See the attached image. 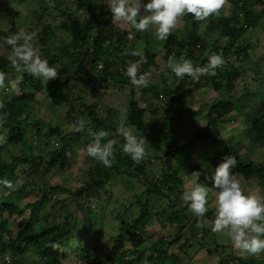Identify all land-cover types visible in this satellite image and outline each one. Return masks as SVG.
I'll return each mask as SVG.
<instances>
[{
  "label": "trees",
  "instance_id": "trees-1",
  "mask_svg": "<svg viewBox=\"0 0 264 264\" xmlns=\"http://www.w3.org/2000/svg\"><path fill=\"white\" fill-rule=\"evenodd\" d=\"M19 1L0 0V15L4 14L11 26V29L7 31L0 29L2 45L8 51H10V46L4 44L3 37L15 34L18 31L15 17L8 12ZM56 1L47 0V3L51 4L54 10L60 13L58 17L61 18L59 20L61 23L56 21L59 24H48L43 31L37 34V39L41 41L42 48L50 43L49 38L50 40L52 37H57L58 39V46H61L63 56L60 60L48 59L51 66H55L56 62L65 59L67 65H70L74 70L76 69V74L83 73L87 75L86 72L92 69L94 74L98 75L107 84L114 83L119 87L133 86L122 70L127 63L140 59L139 56H132L130 53L133 49H136L134 44L143 39L144 62L140 65L139 71L160 70L157 62L160 52L151 50L150 29L145 32H137L135 34L137 42L129 47L125 42L130 38L131 25L123 22L114 24L105 1L74 0V4L77 6L76 9H73L69 2ZM231 2L233 4V14L218 19L212 25L216 33L213 42H209L205 34H200L203 20L198 21L191 14H185L182 16L184 34H170L163 41L164 44L161 45L162 49L160 50L165 52L164 60L166 63L170 56H174L177 60L187 58L191 61H196L195 65L204 66L207 63L208 56L212 53L221 54L224 60V64L215 70V76H201L199 79H192L188 76L183 79L175 77L178 80V84L172 90H168V86L163 84V94L170 97V108L174 109L177 114L175 118H169L165 115L160 130L156 131L155 135L150 136L156 141L162 140L165 143L164 157L166 161L164 169L162 168L164 175L158 180H151L150 174L145 168H137L136 162L132 161L127 154L121 151L119 145L123 143V139L118 137V151L114 153L117 164L107 169L104 165H96L92 172L97 177L90 176L83 187L77 190L70 189L68 196L60 201L61 210L70 209L73 205L76 209H70L63 221L53 217L48 218L46 222L41 224L40 229L36 227L44 211L45 202L47 197L56 191V188L43 185L42 188L44 189L40 188L41 197L30 205L29 214L25 217V208L20 205L18 200L28 185L26 186L25 184L14 191L4 189V186L0 185L5 190H0V264H22L23 256L28 253L36 256L42 264H64V250L67 248L83 252L87 256L86 264H137L136 262L142 254L141 249L148 241L147 227L155 218L152 209L156 205H164L160 207L170 209L165 222L179 226L176 238L189 228L190 235L185 238V241L180 246L182 251L187 246L193 249L195 242L200 247L199 251L206 250L210 256H219L216 264H264V261L259 262L253 257L241 256L234 252L227 255V250L231 246L220 244L215 237H213V242L211 243L197 239L200 234V226H197L199 218L197 217L192 221V213L186 204L183 206L181 194L185 190V181L179 175V168H174L173 165V159L179 162L183 170L188 169V165H190L191 156L187 151V144L179 143L178 134L174 127L175 123L181 126L184 121L182 112L185 109L181 105L183 98L192 94L194 90L201 89L204 85H211L216 91L224 90L231 94L236 88L237 81L241 78L237 63L241 64L249 59L251 45L247 43V34L264 17V11H252L249 7L262 6L264 5V0H231ZM57 30L62 31L64 35H58ZM72 64H75L76 67ZM14 70L6 56L0 54V72L6 74L5 85L8 82L11 71ZM21 78L20 84L23 92L15 96L12 93L13 97L11 99H5L0 102V104L4 105L3 108H0V116L3 118L0 134H4L7 138V143L0 145V153L5 151L9 145L26 144L27 136L24 125H26L29 118L31 104L35 95L42 93L46 89V82L42 79L27 73H21ZM254 81L256 82L257 79H254ZM157 85L150 83L149 87H141L140 89L143 94L154 92L155 95L159 96L162 91L159 92ZM48 96L56 106H62L65 101L63 96L55 90L50 91ZM85 108L92 120V125L87 127L83 133H77L78 137L85 140L93 139L89 135V130L98 132L103 129L113 134L115 133L112 125H106L103 122V117L97 107L85 106ZM205 109L208 110L207 126L204 130L194 134L192 139L196 141L213 139L215 142H219L220 140L215 137L214 131L220 125L233 118L232 114L236 111L234 98L230 95L227 99L214 105L204 103L200 110ZM129 110L131 115L129 124L144 133L146 131L145 116L148 110L140 107L133 98L129 105ZM188 111L194 112L191 108ZM249 131L255 135L258 142L264 144V113L263 116L254 121ZM52 134L59 136L61 140L65 141V144L59 148L46 150L45 154H38L37 156L32 154L28 157L18 156L14 163L0 161V179H7L6 173L8 171L16 173L18 169L16 163L18 161H22V164H31L33 167V172L26 175V178L31 183L35 182L37 177L42 180L44 174L55 169H66L69 165L67 156L70 148V145L66 143L67 137L63 135L58 127L52 129ZM69 136L73 137L74 134ZM229 155L236 160L235 167L231 169L235 176L242 177L247 181L257 180L264 187V162L247 161L240 153L230 148H222V151L216 154L214 158L216 166ZM39 167H42V170H38ZM113 170H116L120 175H126L125 177L128 178H138L139 182L146 188L135 195L133 203H135L137 208V211H135L137 214H135L132 207H128L126 213H120L118 216L121 226L118 234L113 237L112 249L108 252L106 258H101L89 247V245L93 244L92 242L84 240L74 242L70 240V232L66 226V220L71 216L76 218L80 213L83 228L92 225L90 214L93 212L91 206L93 202L96 201L98 206L101 207L105 201L111 198L108 196V199H106L107 196H101L100 191L108 187L107 177ZM24 171L25 169L23 168ZM129 213L130 216L126 217L125 214ZM15 216L24 217V219L21 221L14 220L13 225L15 228L12 231L7 227V224ZM204 216L210 218L211 212ZM205 226L207 225H204L202 235L210 233V230ZM176 241L177 239L169 241L168 238L161 237L152 245V253L147 258V264H164L168 259L175 264L178 258L176 254L169 255L168 249L171 247V243ZM126 242H130L132 248L129 250L125 249L126 251L121 253ZM212 244H215V248L218 251L212 249ZM194 251L198 252L195 248ZM187 254L189 256V252ZM164 256L165 258H163ZM9 257L13 262L8 260Z\"/></svg>",
  "mask_w": 264,
  "mask_h": 264
},
{
  "label": "rangeland",
  "instance_id": "rangeland-1",
  "mask_svg": "<svg viewBox=\"0 0 264 264\" xmlns=\"http://www.w3.org/2000/svg\"><path fill=\"white\" fill-rule=\"evenodd\" d=\"M57 1L69 2V5H72L73 9L77 7L74 4V0ZM100 1L104 2L105 0ZM249 7L252 11H264V5L258 6L259 8L256 6ZM8 13L15 17L17 30L23 28L26 31H33L36 33L33 46L39 49L42 57L54 60L61 59L63 53L61 52V46H58L57 37H52L51 40L49 38L50 43L44 48L41 47V41L37 39V34L43 31L48 24L56 25L59 24V22L61 23V21H59L61 18L58 17L60 13L55 11L53 6L47 3V0H20L18 3H15L14 7L12 6L11 11ZM232 14L233 4L231 0H224V4L216 14L203 20L200 34H205L206 39L209 42H213L216 36L215 28L212 26L213 23L222 17H228ZM0 29L6 31L11 29L4 14L0 15ZM149 29L151 32L149 39L151 50L153 52H160L157 57L160 70L153 69L150 71L152 73L150 83L158 84L159 92L162 91L163 84L168 86V90H172L178 84V80L175 79V75L167 67V63L164 60V50H160L162 49L161 45L164 44L163 41L156 39L154 27L150 26ZM131 30L130 35H132V38H128L127 42H125L129 47L137 42L135 38L137 31L132 28V26ZM57 32L60 36L64 35L60 30H57ZM174 33H178L179 35L184 34L182 17L179 18L178 25L171 34ZM247 40V43L251 45L249 59L241 64L239 62L237 63L241 78L237 81L236 88L231 94L224 90L216 91L211 85H204L201 89L194 90L192 94L183 98L181 105L185 109V111L182 112L184 121L181 126L175 123L174 127L178 134L179 143L187 144V151L191 156L190 165H188V169L183 170L176 159H173V165L174 168H179V175L182 176L185 181L184 188L191 185L193 179L191 174L194 171H199L201 174L200 182L209 186L208 212H211V217L208 218L203 216L199 218L198 224L200 226V234L197 239L204 240L206 243H211L213 242V237H215L216 241L220 244L231 246V248L227 250V255L234 252L241 256L253 257L257 259V261L262 262L264 261V251L258 254H249L244 250L235 249L226 235L223 233L211 232V222L215 218V191L211 188V182L206 180V176H211L212 172L217 167L214 163V158L216 154L222 151V148H230L240 153L247 161H254L255 163L264 162V144L258 142L255 135L249 131L254 121L263 116L264 113V17L261 19L260 23L247 34ZM134 46L136 49H141L144 56V40L138 41ZM42 49L44 50L41 51ZM0 54L6 57L9 54V51L2 45L1 37ZM192 63L195 65L196 61H192ZM72 65L76 67L75 64ZM54 67L58 69V76L49 81L43 80L46 82V89L42 93L36 94L31 104L29 111L30 115L26 125H24L27 136L26 144L9 145L5 151L0 153V161L14 163L18 156L23 155L28 157L32 154L37 156L38 154H45L46 150H52L64 145L65 141L61 140L59 136L52 134V129L55 127L60 128L63 135L67 137L66 143L70 145V148L67 156L69 165L66 169H55L56 171L53 170L52 172L44 174L42 180L37 177L33 183L26 178L28 173L33 172L31 164H22V161H18V163H16L18 166L16 173L13 171H8L6 173V178L12 182L13 188L9 189L4 187V189L14 191L25 184L26 186L28 185L18 200L20 205L25 208V217L29 214L30 205L41 197L40 188H42L43 185L56 188V191L47 197L40 222L37 223V229H40L41 224L46 222L48 218L53 217L63 221L67 212L70 209H74L75 206L73 205L70 209L61 210L60 201L68 196L70 189L77 190L83 187L90 176L97 177L96 174L92 172V169L96 165H102L92 157H89L86 153V145L92 139L85 140L76 135L77 133H83L87 127L92 125V120L85 106L97 107L99 113L103 117V122L106 125H112L115 130L118 126L124 125L132 127L137 135L145 137L146 155L139 163H136V167L145 168L150 174L151 180H158L164 175L162 168L166 161L164 157L166 148L164 141H156L150 136L155 135L156 131L160 130L165 115L169 118L177 117L176 111L170 108V97L163 94V91L157 96L154 92L143 94L140 88L130 85L119 87L114 83L107 84L103 82L98 75H95L92 69L86 72L87 75L83 73L76 74V69L74 70L70 65H67L65 59L56 62ZM21 79V73L16 70L11 71L5 87L0 88V102L5 99H11L13 97L12 93H14L15 96L23 92L20 84ZM254 79H257V81L255 82ZM12 82L15 83V87H12ZM102 89L105 90L103 91ZM52 90L59 92L63 96L65 101L62 106L54 105L49 98L48 93ZM230 95L234 98L236 111L232 114L233 118L230 121L225 122L215 129V137L220 141L215 142L213 139H209L208 141L193 140L194 134L204 130L208 122V110H200V107L204 103H208L209 105L217 104L227 99ZM132 98L140 107L148 110L145 116L146 131L144 133L138 131L129 124L131 116L129 105ZM190 108L193 109L194 112H189L188 109ZM79 118H84L88 121V124L85 130L77 132L72 130L71 125ZM108 132L109 136L105 138V141L107 139H115L119 143L118 136H115L110 131ZM70 134H74V136L70 137ZM118 143L114 146V153L118 151ZM116 164L117 161L114 156L112 166ZM23 168L25 169L24 172ZM41 168L42 167H39L38 170H42ZM107 168L109 167H106V169ZM125 176L126 175H120L116 170L111 171V174L107 177L108 187L100 191L101 196H107L106 199H108V196L111 198L105 201L101 207L98 206L96 201L93 202L91 205L93 212L90 214L92 225L83 228L80 213L76 218L71 216L66 220V226L70 232V240L74 242L78 240L92 242L93 244L89 245V247L101 258H106L108 252L112 249L113 237L118 234V230L121 226L118 216L120 213H126L128 207H132L134 212L137 211L135 203H133V201H135V195L146 188L139 182L138 178H128ZM236 178L239 180L241 187L246 193L264 196V187L259 181H247L238 176H236ZM44 181L45 183H43ZM4 189L0 187L1 191H5ZM182 203L183 206H185L183 201ZM160 206L156 205L155 208L152 209L155 218L147 227L149 236L148 241L141 249L142 254L136 263L147 264V258L152 253V245L161 237H166L169 241L177 239L176 242L171 243V247L168 249L169 255L176 254L178 258L175 264H216L219 256H210L207 254L206 250L199 251L200 247L195 242L193 245L198 252H195L194 248H188V246L183 251L180 249L185 238L189 237L190 230L187 228L176 238L179 226L165 222V218L170 213V209H165ZM135 214L137 213L135 212ZM125 216L129 217L130 213L127 215L125 214ZM191 218L192 221H194L197 216L191 214ZM22 219H24V217L15 216L7 224V227L14 231V220L21 221ZM204 225H207L205 227L210 230L208 235H202ZM211 246L213 250L216 249L215 244ZM131 248V243L126 242L121 253ZM187 252H189V256ZM64 254V264H86L85 261L87 256L83 252L67 248L64 250ZM189 257H191V259H189ZM163 258H165V256ZM8 260L13 262L10 257ZM21 263L42 264V262L31 253L24 255ZM164 264H173V262L168 259Z\"/></svg>",
  "mask_w": 264,
  "mask_h": 264
},
{
  "label": "clouds",
  "instance_id": "clouds-1",
  "mask_svg": "<svg viewBox=\"0 0 264 264\" xmlns=\"http://www.w3.org/2000/svg\"><path fill=\"white\" fill-rule=\"evenodd\" d=\"M112 22L127 23L137 32H144L151 27L155 28V37L165 41L177 27L178 20L185 14H191L196 20H204L216 14L224 4V0H105ZM36 33L21 28L15 34L3 37V42L10 46L6 59L19 73H27L36 78L49 81L58 76V69L49 64L48 59L42 57L38 48L33 46ZM132 38V35H129ZM132 56L140 59L127 63L122 70L131 84L137 88L150 86L151 72H140V65L144 62L141 49H133ZM224 64L221 54L212 53L204 66L194 65L190 59L177 60L170 56L167 67L175 77L183 79L188 76L199 79L201 76H215L216 69ZM6 74L0 72V88L5 87ZM12 87L15 83L12 82ZM0 104V108H3ZM3 118L0 116V126ZM88 121L79 118L71 125L72 130H85ZM93 137L86 145V153L105 167H111L114 159V146L117 140L105 138L109 132L103 129L98 132L89 130ZM115 136L121 137L123 143L119 145L121 151L127 154L132 161L139 163L146 155V139L135 133L132 127L120 125L116 128ZM7 143L4 134H0V145ZM236 160L226 156L220 162L211 176H206L211 188L215 191V218L211 222V232L226 235L233 248L241 249L249 254H258L264 251V196L246 193L239 180L231 169ZM200 172L194 171L190 186H186L181 194L182 201L192 214L203 217L209 210V186L200 182ZM0 185L13 188L11 181L0 179ZM199 226V225H198Z\"/></svg>",
  "mask_w": 264,
  "mask_h": 264
},
{
  "label": "built area",
  "instance_id": "built-area-1",
  "mask_svg": "<svg viewBox=\"0 0 264 264\" xmlns=\"http://www.w3.org/2000/svg\"><path fill=\"white\" fill-rule=\"evenodd\" d=\"M103 91L105 90V89H102Z\"/></svg>",
  "mask_w": 264,
  "mask_h": 264
}]
</instances>
